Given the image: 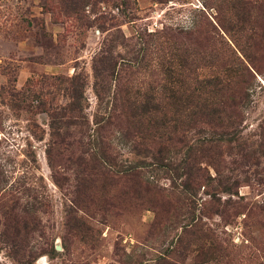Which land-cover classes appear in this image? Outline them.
I'll list each match as a JSON object with an SVG mask.
<instances>
[{
  "label": "rangeland",
  "instance_id": "rangeland-1",
  "mask_svg": "<svg viewBox=\"0 0 264 264\" xmlns=\"http://www.w3.org/2000/svg\"><path fill=\"white\" fill-rule=\"evenodd\" d=\"M0 264H264V0H0Z\"/></svg>",
  "mask_w": 264,
  "mask_h": 264
},
{
  "label": "trees",
  "instance_id": "trees-1",
  "mask_svg": "<svg viewBox=\"0 0 264 264\" xmlns=\"http://www.w3.org/2000/svg\"><path fill=\"white\" fill-rule=\"evenodd\" d=\"M141 39H139L140 41ZM109 68V67H108ZM69 83H71L72 85H70V102L68 104V107L72 109L75 108L74 106L77 104L78 101V97L81 95L82 93V88H83V83L82 82H78L76 80V77L71 78V80H69ZM199 85L202 86L203 88H209L211 91H219L223 88L222 83L220 82L219 79L217 78H211V79H203L202 81L199 82ZM98 98V97H97ZM191 96H186L185 97V101L189 102V100H191ZM114 96L112 97V100H114ZM152 103L151 101V97L146 96L145 100L143 102V105L139 106V107H134L131 112H132V116L135 118H138V120L140 119H147L148 121H152V123H161L157 120L154 119V116H160L162 117V113H160L158 111V109L155 107V105H150ZM209 111L212 112V116L213 115H217L218 111L214 108H211ZM201 116L203 117H207L209 115V112L203 113L202 111L200 112ZM106 118H110V114H107ZM219 120L220 117L219 116H215L214 119ZM163 148L160 146V148L157 150V152H163ZM151 166L152 167H158V166H162V167H166V168H170L171 170L175 171L176 169H181L184 168V163L181 160L180 162H178V164H173L170 163L169 161L164 162L163 159L157 155V156H153L151 157ZM180 164H183L180 167Z\"/></svg>",
  "mask_w": 264,
  "mask_h": 264
}]
</instances>
